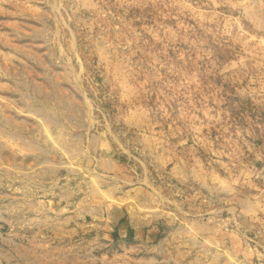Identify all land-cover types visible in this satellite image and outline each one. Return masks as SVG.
<instances>
[{"label": "rangeland", "instance_id": "obj_1", "mask_svg": "<svg viewBox=\"0 0 264 264\" xmlns=\"http://www.w3.org/2000/svg\"><path fill=\"white\" fill-rule=\"evenodd\" d=\"M0 264H264V0H0Z\"/></svg>", "mask_w": 264, "mask_h": 264}]
</instances>
